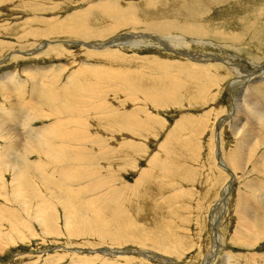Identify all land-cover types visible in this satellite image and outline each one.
I'll return each mask as SVG.
<instances>
[{"label":"rangeland","instance_id":"374dc122","mask_svg":"<svg viewBox=\"0 0 264 264\" xmlns=\"http://www.w3.org/2000/svg\"><path fill=\"white\" fill-rule=\"evenodd\" d=\"M261 66L264 0H0V264H264Z\"/></svg>","mask_w":264,"mask_h":264},{"label":"bare ground","instance_id":"6f19581e","mask_svg":"<svg viewBox=\"0 0 264 264\" xmlns=\"http://www.w3.org/2000/svg\"><path fill=\"white\" fill-rule=\"evenodd\" d=\"M181 8H182V6H180ZM180 7H177L176 9H177V11H179V9H180ZM183 7H185V10H187L186 9V7H187V5L186 4H184L183 5ZM193 7H194V11H196V12H200L201 11V9H202V6H201V4H193ZM183 9V8H182ZM130 35H132V34H130ZM139 35V34H138ZM137 35V36H138ZM152 35V34H151ZM157 35V34H156ZM136 36V35H135ZM123 37V36H122ZM121 37V38H122ZM129 37V36H128ZM131 37V36H130ZM155 37H157V36H155ZM141 39V38H140ZM140 39H138V38H134V37H132V38H129V39H127V40H130V41H127L130 45H132V46H139V45H141L140 43H141V40ZM147 39V38H146ZM162 39H165V38H162ZM172 39L173 38H167V39H165L167 42H169V43H173V41H172ZM144 40V39H143ZM142 40V41H143ZM114 41H116V42H114ZM113 42L114 43H117L118 41H117V39H115ZM125 41V40H124ZM161 41V40H160ZM113 42L111 41L110 42V44H113ZM121 42V41H120ZM149 42V41H148ZM163 42V41H162ZM118 44V43H117ZM122 44H124V43H122ZM148 44V43H147ZM150 44V43H149ZM113 45H115V44H113ZM119 45H120V43H119ZM143 45V44H142ZM145 45V44H144ZM174 48V47H173ZM182 52V51H181ZM183 54H185L184 52H182ZM188 53H190L189 51H188ZM186 54L185 56H187L188 58H190V57H193L194 55V58H196V62L197 61H205V60H212L213 58H212V56H211V58L210 59H206V58H203V57H205V56H203V57H201L200 55L199 56H197L196 54H192V53H190L191 55H189V54ZM215 57V56H214ZM212 62V61H211ZM213 62H215V61H213ZM229 62V61H228ZM258 70V69H257ZM260 70L261 71H259V73H258V75L260 76V75H262V74H264L263 72H264V69L262 68V66L260 67ZM234 72V71H233ZM239 72V71H238ZM236 73H237V70H236ZM244 73V72H243ZM254 74H256V72L254 73ZM239 83L238 82H233L232 83V85H234V86H236V85H239V84H241L242 82H248L249 81V79H252V78H249L248 76H249V73L246 75V73L245 74H242V73H240L239 72ZM244 75V76H243ZM251 75V74H250ZM238 78V77H237ZM262 82V81H261ZM256 83V82H255ZM254 84V83H253ZM3 85V84H2ZM249 85V84H248ZM244 86V85H243ZM258 86V85H257ZM254 87V86H253ZM233 89V88H232ZM249 89V88H248ZM256 89V88H255ZM258 92V91H257ZM233 100V99H232ZM244 100H245V98H244ZM235 104V103H234ZM246 104V103H245ZM232 113H233V109H232V111H231V114L227 117V118H229V117H231V115H232ZM261 112H259V114H260ZM256 114V113H255ZM258 115V114H257ZM262 115V114H261ZM222 119H223V117H222ZM221 119V120H222ZM222 122V121H221ZM217 126H218V128H217V131H218V129H220L219 128V124H217ZM222 126V125H221ZM261 126V125H260ZM245 127V126H244ZM264 128V127H263ZM249 133V132H248ZM220 130L217 132V136H216V139H217V144H218V146H217V154H218V159H219V164L223 167V168H225V169H227V168H229V167H227L226 168V165L225 164H222V160L220 159V154H221V146H220V148H219V145H220V139L219 138H221V136H220ZM251 140V139H250ZM256 149V148H255ZM238 157H239V155H238ZM221 160V161H220ZM224 160V159H223ZM248 161V160H247ZM227 170H229V169H227ZM231 172V171H230ZM234 175V174H233ZM231 185H232V181L230 180V181H228V183L225 185V187H224V196H226L227 195V193H228V191L230 192V187H231ZM230 194V193H229ZM221 195V194H220ZM229 196V195H228ZM225 200V199H224ZM228 201V200H227ZM222 202V201H221ZM224 202V201H223ZM225 203H227V202H225ZM247 203V202H246ZM239 204V203H238ZM250 204H252V203H250ZM221 205V204H220ZM219 205V206H220ZM243 205V204H242ZM63 207L65 206V205H62ZM221 206H225V204H222ZM244 206H245V204H244ZM247 206V205H246ZM111 207V206H110ZM227 207V206H226ZM262 207V206H261ZM118 208V207H117ZM218 208H220V207H218ZM218 208H217V210H218ZM225 208V207H224ZM248 208V207H247ZM69 209V208H68ZM216 209V208H215ZM221 209V208H220ZM249 209V208H248ZM253 209H255V208H253ZM261 209V208H260ZM118 210V209H117ZM247 210V209H246ZM109 211V210H108ZM211 212V211H210ZM220 213H222V211H220ZM264 213V212H263ZM262 213V214H263ZM219 213L218 212H216V215H215V218H218V215ZM250 214V213H249ZM213 215V214H212ZM254 215V214H253ZM214 216V215H213ZM219 216H220V214H219ZM249 216V215H248ZM258 216V215H257ZM256 216V217H257ZM247 217V216H246ZM250 217V216H249ZM214 218V219H215ZM260 218H261V216H260ZM262 218H264V216L262 217ZM251 219V218H250ZM256 219V218H255ZM258 219V218H257ZM220 220V219H219ZM219 220H218V222H219ZM114 221V220H113ZM246 221V220H245ZM262 221H264L263 219L261 220V222ZM214 223L215 222H217L216 220H214L213 221ZM244 222V221H243ZM247 222V221H246ZM249 222V221H248ZM255 222V221H254ZM256 222H258V220L256 221ZM123 223V222H122ZM121 223V224H122ZM218 224V223H217ZM249 224H252V223H249ZM256 224V223H255ZM258 224V223H257ZM256 224V225H257ZM259 224H261V223H259ZM258 224V225H259ZM247 225V224H246ZM213 226V225H212ZM220 226V225H219ZM252 226V225H251ZM255 226V225H254ZM264 226V225H263ZM262 227V226H261ZM217 228V227H216ZM216 228H215V230H216ZM249 228V227H248ZM256 228V227H255ZM255 228H253V229H255ZM257 228H258V226H257ZM213 229H214V227H213ZM218 229V228H217ZM252 229V230H253ZM258 230V229H257ZM264 230V229H263ZM217 231V230H216ZM259 231V230H258ZM260 231H261V229H260ZM252 232V231H251ZM262 233V232H261ZM260 233V234H261ZM218 235V233L216 232L215 233V236H217ZM262 235V234H261ZM219 237V236H218ZM215 240V239H214ZM216 240H218L217 238H216ZM219 242V241H218ZM218 244V243H217ZM210 255V254H209ZM217 255V254H216ZM216 255H212L213 257L215 256L216 257ZM212 257V258H213ZM210 264V263H209Z\"/></svg>","mask_w":264,"mask_h":264}]
</instances>
